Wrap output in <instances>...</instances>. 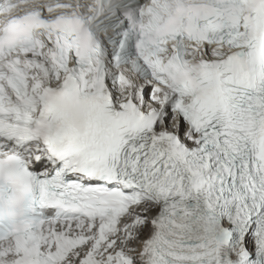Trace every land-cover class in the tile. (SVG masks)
Segmentation results:
<instances>
[{"label":"snow or ice","instance_id":"snow-or-ice-1","mask_svg":"<svg viewBox=\"0 0 264 264\" xmlns=\"http://www.w3.org/2000/svg\"><path fill=\"white\" fill-rule=\"evenodd\" d=\"M0 264H264V0H0Z\"/></svg>","mask_w":264,"mask_h":264}]
</instances>
